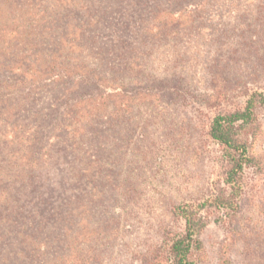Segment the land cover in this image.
<instances>
[{
    "label": "rangeland",
    "instance_id": "rangeland-1",
    "mask_svg": "<svg viewBox=\"0 0 264 264\" xmlns=\"http://www.w3.org/2000/svg\"><path fill=\"white\" fill-rule=\"evenodd\" d=\"M60 1L52 0L49 7L59 25L56 37L71 39L80 29L87 31L74 49L85 61L84 71L93 68L122 86L114 92L111 83H102L87 104L97 107L100 96L110 93L109 108L117 113L89 126L76 148L73 136L55 126L47 149L34 147L42 163H31L14 147H0V199L5 193L12 198L3 216H24L35 204L42 207L41 221L51 222L66 200L81 202L99 192L84 228L73 225L64 232L63 226L42 221L36 236L50 238L47 264H61L59 256L70 253L66 239L73 252L82 253L75 264H138L172 204L205 199L223 184L228 163L209 127L215 115L244 108L255 92L264 94V0H71L69 8ZM68 60L71 66L78 62ZM93 90L98 88L59 84L31 96L20 114L25 127L16 146L20 138L36 135L40 112L63 104L66 124L81 111L76 102ZM66 98L71 103L65 105ZM256 112L261 160L260 167L244 171V196L263 201L264 108ZM109 119L112 125L105 123ZM5 129L11 139L15 127ZM90 160H98L91 174ZM130 191L135 203L120 211L117 200ZM218 214L212 212L202 235L204 248L193 258L201 264L248 263L245 245L232 228L215 220ZM183 224L175 219L172 228L180 231Z\"/></svg>",
    "mask_w": 264,
    "mask_h": 264
},
{
    "label": "trees",
    "instance_id": "trees-1",
    "mask_svg": "<svg viewBox=\"0 0 264 264\" xmlns=\"http://www.w3.org/2000/svg\"><path fill=\"white\" fill-rule=\"evenodd\" d=\"M64 1L65 8H69L71 0L60 1L61 5H64ZM51 3L52 0H0V147L5 151L14 147L18 154L27 153L31 163L39 160L44 162V157L41 154L36 156L37 151L34 149L38 148V144H42L39 151L47 149L49 131L55 126L64 128L66 137L68 134L73 136L70 141H73L71 143L76 148L80 139L87 136L89 126L96 127L104 117L108 119L115 116L117 110L113 106L109 108L108 100L111 95H108L110 93L107 87L103 92L108 94L100 96L102 101L97 107L92 108L87 104L99 95L102 83H111V90L114 92L122 90V86L118 88L114 84L113 78L99 76L93 68H90L92 71H84L87 68L85 61L75 54L74 49L77 44L83 43L81 39L88 35L87 31L80 29V33L71 39L56 37L59 25L50 12ZM71 58L78 61L74 66L68 60ZM59 84L91 85L98 88V91L93 90L92 95L84 94L76 102L82 105L81 111L76 110L75 116L66 121V124L62 116L63 104L40 112L37 115L40 122L36 135L32 138H20L18 143L21 146L17 147L18 133L25 127L20 122L24 106L31 96L43 91L45 86ZM63 103L67 105L71 103V99L66 98ZM258 107L264 108V94L255 92L244 108L213 117L209 135L222 146L228 163L222 186L215 187V191L205 199H186L172 204L169 214L165 216L166 224H162L164 221L159 222L162 225L157 228L156 241L140 254L138 264H201L193 258V254L203 250L202 235L212 222V212L216 211L219 214L215 220L232 228L237 234L236 239L245 245L246 264H264V199L248 200L244 196L243 180L246 168L260 167L261 158L255 141L260 127L256 112ZM105 123L112 125L113 121L109 119ZM8 124L15 127L16 131L12 132L11 139H6L10 138L5 129ZM251 129L255 132H251ZM26 142L28 146L25 145ZM32 142H35L34 146ZM26 149L30 151L27 152ZM32 151L36 152L33 154ZM21 158L25 160V157ZM90 161L86 170L91 174L92 170L98 168V160ZM77 175L83 176L80 173ZM2 189L5 190V187ZM126 193L127 195L117 200L120 211L124 210L122 206L135 203L132 202L131 191ZM99 199V192L93 191L88 197H82L81 202L66 200L59 208L60 215L54 216L51 222H48L47 217L42 221L47 225L52 223L53 226H63L61 230L64 232L73 225L74 228L82 229L87 224L85 215L92 212L90 207L99 202ZM11 200L8 193L0 199V264H47L50 238L47 235L44 238L36 236L43 224L40 219L42 207L34 204L32 212L21 217L3 216L6 209H11ZM175 219L183 221L182 230L172 228ZM65 242L64 249H68L70 253L59 256L61 264H75L83 259L82 253L77 255V251L73 252L68 239Z\"/></svg>",
    "mask_w": 264,
    "mask_h": 264
}]
</instances>
